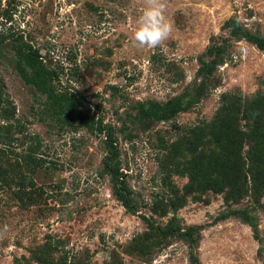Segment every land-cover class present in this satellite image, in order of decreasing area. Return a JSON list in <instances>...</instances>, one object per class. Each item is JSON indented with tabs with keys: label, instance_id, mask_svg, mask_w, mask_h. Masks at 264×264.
Instances as JSON below:
<instances>
[{
	"label": "rangeland",
	"instance_id": "374dc122",
	"mask_svg": "<svg viewBox=\"0 0 264 264\" xmlns=\"http://www.w3.org/2000/svg\"><path fill=\"white\" fill-rule=\"evenodd\" d=\"M143 7L144 0H0V86L16 106V137L29 140L25 147L38 138L44 161L34 174L23 171L34 183L20 192L25 202L0 181V227L8 226L0 264H40L41 247L57 264H192V253L196 264H264V196L260 204L236 203L226 190L187 191L184 174L195 130L226 108L264 103V52L224 28L236 18L264 36V0H167L174 28L156 48L134 41ZM26 44L74 98L77 116L113 128L134 213L113 193L104 134L49 110L46 96L18 73L17 50ZM214 45L226 52L204 80L200 60ZM187 90L197 98L189 111L166 122L139 118L142 105L166 104ZM239 124L242 133L253 131V120ZM253 144L245 139L243 156ZM229 208L256 214L257 235L240 218L215 221ZM190 228L194 243L184 234Z\"/></svg>",
	"mask_w": 264,
	"mask_h": 264
},
{
	"label": "trees",
	"instance_id": "16d2710c",
	"mask_svg": "<svg viewBox=\"0 0 264 264\" xmlns=\"http://www.w3.org/2000/svg\"><path fill=\"white\" fill-rule=\"evenodd\" d=\"M224 28L230 31L234 38L244 39L255 45L264 52V36L252 33L242 28L238 19L233 18L226 22ZM226 47L222 45L212 46L207 54L208 61L200 60L198 73L203 79L209 78L216 68L223 62ZM18 63L16 69L23 80L28 85H33L39 92L47 98L49 110L60 113L68 119H77L79 124L86 127L91 132L104 134L106 145V156L104 158V169L110 175L113 185V193L122 206L131 213L135 212L133 200L127 183L124 181V174L121 170V153L116 143L114 130L103 124L102 121H95V118H88L81 114L77 116L75 100L67 92L60 91L55 86V74L42 62L39 52L34 51L28 44L18 48ZM197 98L194 92L187 90L182 95L170 100L166 104L152 103L142 105L139 110L141 120H154L166 122L175 115L189 111L195 104ZM80 114V113H79ZM16 106L13 101L4 94L3 87L0 86V181L6 186H15L17 189L16 199L25 202L24 192L26 187H34L33 181L26 180L24 170L35 173L37 169L44 168V161L37 158L40 151L41 141L31 138V145L26 146L29 140L20 141L15 135L16 126ZM253 120V131L250 134L242 133L239 122ZM264 103L253 101L249 105L239 108H226L219 112L215 121L194 131L191 140L188 141V151L191 160L188 169L183 173L189 177L187 191L199 187L215 189L227 192V200H235L236 203L244 197H250L254 203L260 204L264 196ZM246 138L254 140L243 156V145ZM36 141V145L34 143ZM211 144L213 150L210 152L200 151L205 144ZM23 151H18V149ZM13 175L12 176L10 175ZM12 188V187H11ZM33 203V197H28ZM230 217L240 218L249 225L254 234L257 235L259 229V218L248 209H232L216 218V222L226 220ZM150 230H158L150 220L146 219ZM190 228L184 234L190 242L194 243V230ZM35 254V259L40 264H57L50 257L51 250L39 248ZM45 249H48L46 246ZM49 256V257H48ZM192 264H196L192 253Z\"/></svg>",
	"mask_w": 264,
	"mask_h": 264
},
{
	"label": "clouds",
	"instance_id": "9594fccd",
	"mask_svg": "<svg viewBox=\"0 0 264 264\" xmlns=\"http://www.w3.org/2000/svg\"><path fill=\"white\" fill-rule=\"evenodd\" d=\"M167 0H144L138 17L134 41L140 47L156 48L172 34L174 24L166 15ZM8 233V226L0 227V240Z\"/></svg>",
	"mask_w": 264,
	"mask_h": 264
}]
</instances>
